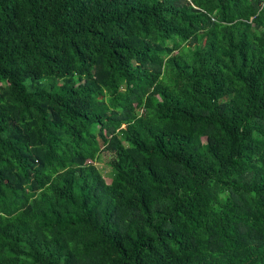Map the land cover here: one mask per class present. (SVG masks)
Returning a JSON list of instances; mask_svg holds the SVG:
<instances>
[{
	"label": "trees",
	"instance_id": "obj_1",
	"mask_svg": "<svg viewBox=\"0 0 264 264\" xmlns=\"http://www.w3.org/2000/svg\"><path fill=\"white\" fill-rule=\"evenodd\" d=\"M0 264H264V0H0Z\"/></svg>",
	"mask_w": 264,
	"mask_h": 264
},
{
	"label": "rangeland",
	"instance_id": "obj_2",
	"mask_svg": "<svg viewBox=\"0 0 264 264\" xmlns=\"http://www.w3.org/2000/svg\"><path fill=\"white\" fill-rule=\"evenodd\" d=\"M107 158H108V155L104 154L102 155L101 160L97 162L98 167L102 168L103 173H105L108 170V166L106 164ZM104 179L105 181H108V178L106 177V175Z\"/></svg>",
	"mask_w": 264,
	"mask_h": 264
}]
</instances>
